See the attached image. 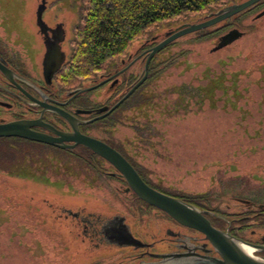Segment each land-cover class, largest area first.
<instances>
[{"label": "rangeland", "instance_id": "rangeland-1", "mask_svg": "<svg viewBox=\"0 0 264 264\" xmlns=\"http://www.w3.org/2000/svg\"><path fill=\"white\" fill-rule=\"evenodd\" d=\"M244 1L226 0L159 23L134 41L124 56L87 79H99L117 70L123 58L149 49L167 34ZM41 3L43 20L65 22L70 38L88 7V0H0V10L10 20H35ZM263 8L218 24L219 34L211 29L207 35L191 34L158 53L137 95L111 120L91 127V136L112 142L150 185L200 209L230 214L238 210L237 199L264 200V18L257 19ZM19 30L30 38L29 27ZM235 30L241 36L215 50L219 36ZM133 72L142 78L144 65ZM85 79L73 86L87 83ZM219 81L230 88L228 95L217 87ZM235 84L238 97L232 89ZM184 86L200 88L203 96H180ZM105 90L89 99L102 107ZM121 96L105 104L111 107ZM5 148L0 151V264L95 262L107 254L87 256L80 231L62 218L61 211L86 208L130 214L144 208L133 202L126 185L111 175L112 169L85 150L69 152L28 143ZM144 219L141 227L154 228V222Z\"/></svg>", "mask_w": 264, "mask_h": 264}, {"label": "flooded vegetation", "instance_id": "flooded-vegetation-1", "mask_svg": "<svg viewBox=\"0 0 264 264\" xmlns=\"http://www.w3.org/2000/svg\"><path fill=\"white\" fill-rule=\"evenodd\" d=\"M41 10L43 13L40 18ZM44 11L45 5L41 3L35 13V20L15 21L10 20L6 11L0 10V67L7 69L11 77V79L7 78L0 69V123L35 122L38 125L32 126V131L57 137L54 132L43 125L62 133H69L73 130L64 119L50 110L46 111L45 107H59L84 122L104 114L107 112L105 109L112 107L105 104L108 103L107 101L111 98L116 99L119 95L124 96V89L128 92L140 81L141 74L130 73L140 64H143L145 68L146 51L150 48L128 57L127 60L123 58L117 70L108 72L104 76L101 75L98 77L99 79L89 80L86 78L87 83H80V87H75L73 86L75 81H71L66 76V72L72 62L79 26L75 25L74 36L70 38L66 23L62 21L52 24L46 22L43 20ZM262 12H264V8L259 13ZM258 16L257 19L264 18V16L260 18ZM24 27L30 28V38L25 37L24 32L19 30ZM121 71H123L122 74L98 89L81 93L82 90L94 87ZM121 87L124 89L119 92ZM101 90H105L101 98L106 99L102 107L98 106L97 102L93 103L91 98L89 99L90 94ZM102 110L105 111L101 113ZM80 111L89 113H78ZM111 115L100 121L106 120ZM100 121L80 125V132L92 137L91 127ZM21 140L34 146L67 150L26 139ZM77 150L92 153L83 146L67 151ZM116 150L129 161L143 179V175L136 165L119 148ZM102 162L113 170L111 174L113 177L120 179L126 185L125 192L133 196V202L144 208L141 209L142 211L132 209L130 214L120 212L107 214L88 211L86 208L63 209L61 211L62 218L70 221L73 228L80 231L78 236H81L83 245L86 244L87 256L97 252L107 254L95 262L86 259L85 264H177L187 261L190 257L219 258L218 253L204 234L180 225L163 211L141 201L129 189L127 182L119 172L105 160ZM143 180L150 187L184 201L181 197L165 193L150 185L145 179ZM236 202V205H239L238 210L230 214H221L215 210H202L218 230L249 245L261 247L262 250L254 252L253 256L264 258V200L250 198L237 199ZM140 212L143 213L142 218L139 217ZM148 213L152 215L147 216ZM59 217L61 218L60 214ZM144 217L149 219L150 223L154 222V228L148 229L146 224L142 227L139 225ZM157 224L160 225L159 228H156Z\"/></svg>", "mask_w": 264, "mask_h": 264}, {"label": "water", "instance_id": "water-1", "mask_svg": "<svg viewBox=\"0 0 264 264\" xmlns=\"http://www.w3.org/2000/svg\"><path fill=\"white\" fill-rule=\"evenodd\" d=\"M262 1L263 0H246L242 3L227 6L219 10L217 13L209 15L207 19L202 22L184 26L175 30L174 32L167 34L164 40L146 51L147 62L145 64L144 74L140 81L137 82L114 106L109 109H105L107 112L90 121H80L76 116L67 113L59 107H45L46 111L50 110L64 119L71 126L73 130L72 132L62 133L46 125H43L56 134L57 137H53L32 131L31 127L38 125L35 122L15 121L10 123H0V139L20 138L67 150H72L78 146H83L98 157L108 162L125 179L129 189L133 191V193L141 201L163 211L180 225L204 234L206 239L210 242L214 250L219 255V258L190 257L187 261L182 263L179 262L177 264H264V258L255 257L251 254H248L243 248H252L254 252H257L262 250L261 247L249 245L232 237L228 233L218 230L211 224L202 209L150 187L120 152L102 140L82 134L79 128L80 125L90 124L106 118L116 111L123 103H125L145 83L148 77L150 62L166 47L185 36L198 33L228 21ZM42 13L43 11L41 10L40 18L42 17ZM263 16L264 12L259 14L258 18ZM239 36H241L239 32L234 33V35L229 38L228 42L231 43ZM227 44L228 43L219 45L215 50L221 49ZM0 69L4 72L7 78L11 79L10 73L7 69L1 67ZM122 73L123 71L94 87L82 90L81 93L96 90ZM105 110H102L101 113ZM78 113L89 112L80 111Z\"/></svg>", "mask_w": 264, "mask_h": 264}, {"label": "trees", "instance_id": "trees-1", "mask_svg": "<svg viewBox=\"0 0 264 264\" xmlns=\"http://www.w3.org/2000/svg\"><path fill=\"white\" fill-rule=\"evenodd\" d=\"M225 1L226 0H88V7L82 19L83 23L79 26L76 33L72 62L69 70L66 72V76L70 78L71 81H76L96 75L104 69L107 63L124 56L129 46L151 27L185 14L200 13L214 6H218ZM262 5H264V2H261L243 13L261 8ZM215 27H217V25L209 29H211V33L216 35L219 34V31H217ZM209 29L195 34H204L206 32L207 35ZM237 32L229 31L219 36L218 46L225 43L229 45V38ZM155 45H157V43H153L150 48ZM151 68L152 67H150V69ZM124 81L127 82L126 79H124ZM219 82L221 85H217V87L224 90L226 95H228L230 88L222 86L223 81ZM236 87L235 84V87L232 89H234L238 97L240 92ZM123 89L124 87H121L118 91L122 92ZM124 92H126L125 89ZM179 92L180 96L186 94L189 99H192L196 95L200 98L203 96L200 88H193L190 86L182 87L179 89ZM136 95L137 92L106 120H111L112 117L118 113L121 108L126 107ZM104 142L118 149L112 142L107 140H104ZM25 143L29 142L17 138L0 139V145H3L0 146V151L3 147H7L5 149L10 150V147H14V145ZM91 154L103 161L102 158H99L94 153ZM143 179H145L144 176ZM184 202L189 203V201Z\"/></svg>", "mask_w": 264, "mask_h": 264}, {"label": "bare ground", "instance_id": "bare-ground-1", "mask_svg": "<svg viewBox=\"0 0 264 264\" xmlns=\"http://www.w3.org/2000/svg\"><path fill=\"white\" fill-rule=\"evenodd\" d=\"M243 248H244V250H245L248 254L253 255L254 250H253L252 248H248V247H243Z\"/></svg>", "mask_w": 264, "mask_h": 264}]
</instances>
